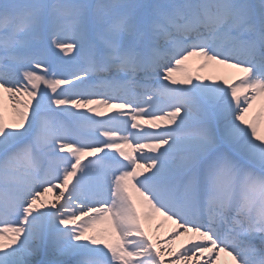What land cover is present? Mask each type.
<instances>
[{
    "label": "snow or ice",
    "instance_id": "obj_1",
    "mask_svg": "<svg viewBox=\"0 0 264 264\" xmlns=\"http://www.w3.org/2000/svg\"><path fill=\"white\" fill-rule=\"evenodd\" d=\"M0 264H264V0H0Z\"/></svg>",
    "mask_w": 264,
    "mask_h": 264
},
{
    "label": "bare ground",
    "instance_id": "obj_2",
    "mask_svg": "<svg viewBox=\"0 0 264 264\" xmlns=\"http://www.w3.org/2000/svg\"><path fill=\"white\" fill-rule=\"evenodd\" d=\"M199 63H201V61H199L196 58H193L192 60H190L188 62V70L191 72V74L193 76L199 74L201 76L210 77L211 79L206 81V82H213V81L222 82L225 79L231 81V80H233V77L235 75H237V73L234 69L226 68L223 66H213V67L204 68L203 70H199L198 69ZM97 110L100 112L106 113L108 115L113 114V111H114L112 108H104V107H100ZM99 118L100 117H97V119H99ZM157 123L159 124L160 127L158 129H152L153 131H164L167 128L174 127V125L168 124L167 120L157 121ZM143 126L147 127V125H143ZM145 151H147V150H145ZM100 155H102V154H100ZM89 158H91V157H89ZM46 199L54 200V194L48 193L46 196ZM61 202H63V201H61ZM161 220H162L161 217H156L151 222H146V227H150V232L154 236V238L158 237L161 241H163L170 234V231H171V228L173 227V225L171 224V222H165L163 224V227H161L157 231L156 225L158 223H160ZM97 227L98 228L104 227V225H98ZM186 240H187V237L181 236L180 238H178L177 240L174 241V243L172 244V248L173 249L179 248L181 246V244L186 242ZM165 259L167 260L168 258L166 257Z\"/></svg>",
    "mask_w": 264,
    "mask_h": 264
}]
</instances>
